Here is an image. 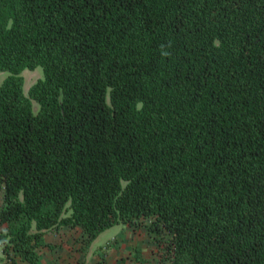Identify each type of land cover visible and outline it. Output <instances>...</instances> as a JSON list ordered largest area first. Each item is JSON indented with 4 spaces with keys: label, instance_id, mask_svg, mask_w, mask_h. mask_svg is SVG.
Instances as JSON below:
<instances>
[{
    "label": "trees",
    "instance_id": "obj_1",
    "mask_svg": "<svg viewBox=\"0 0 264 264\" xmlns=\"http://www.w3.org/2000/svg\"><path fill=\"white\" fill-rule=\"evenodd\" d=\"M0 71V264L116 225L264 264V0H0Z\"/></svg>",
    "mask_w": 264,
    "mask_h": 264
},
{
    "label": "rangeland",
    "instance_id": "obj_2",
    "mask_svg": "<svg viewBox=\"0 0 264 264\" xmlns=\"http://www.w3.org/2000/svg\"><path fill=\"white\" fill-rule=\"evenodd\" d=\"M7 76L0 71V84ZM23 93L42 78L40 68L25 70ZM33 110L37 104L31 101ZM2 193L0 192V208ZM47 247L38 250L36 264H160L158 247L151 236L143 229L127 225H116L102 232L91 243L86 242L79 228H60L45 233ZM2 258L0 246V259ZM27 264V263H20Z\"/></svg>",
    "mask_w": 264,
    "mask_h": 264
}]
</instances>
